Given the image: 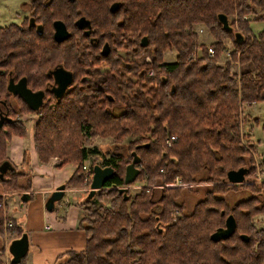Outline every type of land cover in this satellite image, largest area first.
Masks as SVG:
<instances>
[{
  "label": "trees",
  "instance_id": "obj_1",
  "mask_svg": "<svg viewBox=\"0 0 264 264\" xmlns=\"http://www.w3.org/2000/svg\"><path fill=\"white\" fill-rule=\"evenodd\" d=\"M50 1L32 6L41 34L19 26L0 29V105H7L12 120L0 127V166L11 162V139L29 135L19 117L35 115L33 143L40 163L58 159L59 168L77 166L63 190L85 188L83 166L93 157L100 162L89 164L91 174L94 166L115 170L104 188L80 205L85 213L81 227L90 236L86 250L66 252L59 264H264V230L253 224L254 217L264 215V184L229 185L226 179L228 171L248 168L251 176L257 168L242 146L239 117L244 104L264 103V30L251 29V16L257 12V21L264 22V0ZM114 4L118 9L112 11ZM219 15L230 19L232 32L223 30ZM83 17L95 29L98 47L76 33L74 22ZM57 19L72 29L63 44L52 37L51 23ZM202 25L214 39L209 47L194 30ZM144 39L146 48L141 47ZM229 40L234 50L220 65ZM106 43L111 52L103 56ZM209 48L215 51L213 58ZM119 49L128 57L147 51L152 61H121ZM167 52L176 54V63H166ZM99 62L109 65L110 72L102 80L87 79V71ZM237 64L252 65L254 71L239 75L233 70ZM59 65L74 81L56 99L48 90L47 74ZM129 74L136 76L135 90L129 87ZM21 78L27 79L30 91L45 92L51 100L38 111L26 106L12 111L10 100H16L7 86ZM18 101L24 104L22 98ZM170 136L177 140L165 148ZM97 138L112 140L116 150L129 139V148L126 154H104L92 148ZM135 160L140 165L137 181L165 186L180 178L188 188H161L158 198L143 188L135 196L122 193L126 169ZM11 166L15 172L0 180V264H6L4 233H14V239L24 235L4 212L2 194L29 189L19 183L24 174ZM203 183L210 186L206 198L186 214L183 191ZM239 187L253 196L231 207L223 197ZM175 209L181 212L176 221L170 217ZM229 216L237 222L235 234L213 241ZM24 259L20 264H26Z\"/></svg>",
  "mask_w": 264,
  "mask_h": 264
},
{
  "label": "crops",
  "instance_id": "obj_2",
  "mask_svg": "<svg viewBox=\"0 0 264 264\" xmlns=\"http://www.w3.org/2000/svg\"><path fill=\"white\" fill-rule=\"evenodd\" d=\"M27 138L11 139L8 156L17 170L24 174V178L20 179L19 183L29 189L2 194L4 208L7 215L12 217L28 236L29 252L24 262L59 264L63 262L60 258L66 252H83L87 248L86 242L90 236L81 227L85 213L80 204L89 199L90 194L82 189H65L62 191L64 196L53 203L54 209L50 212L47 205L51 202L52 194L62 189L63 185L73 177L77 166L67 164L59 168L61 162L58 159H53L46 165L41 164L33 143L34 137L31 142H25L24 146L23 142ZM25 147L29 156L26 164L23 157ZM55 162L58 164L55 165ZM202 185L207 184H195L191 187L202 188ZM183 202L185 203L184 200Z\"/></svg>",
  "mask_w": 264,
  "mask_h": 264
},
{
  "label": "rangeland",
  "instance_id": "obj_3",
  "mask_svg": "<svg viewBox=\"0 0 264 264\" xmlns=\"http://www.w3.org/2000/svg\"><path fill=\"white\" fill-rule=\"evenodd\" d=\"M24 1L27 0H0V27H5V25L15 21L14 20V15H16L18 12H20V9L18 7H20V4ZM261 12H257L256 15L251 16V21H252V26L251 29H253V31H257L260 32L262 30H264V22H259L257 21L259 17H261L260 14ZM19 16L22 18L23 16L26 17L27 15L24 14L23 12L19 13ZM264 16V14H263ZM255 19V20H254ZM21 19H19L17 21V23L20 21ZM236 30L237 27H235ZM195 32H197L200 36V43H204L207 47H209L211 45V43L214 41V39L212 38V36L210 35V33L208 31H206L202 26H197L196 28H194ZM226 44L228 45V50L223 53L221 55V60H220V65H225L226 62L229 61V53L233 52L234 50V45L233 43L229 41L226 42ZM131 50V49H130ZM125 49H119L118 50V55L120 52V56H121V61H123L124 59L127 60H132V61H136L139 63H151V59H150V54L149 52H143V54L141 56H126L125 53ZM175 53H171V52H167L163 57L164 60L166 61L167 64H173L176 63V59H175ZM123 59V60H122ZM126 60V61H127ZM129 63V62H128ZM110 67L109 65H107L104 62H99L98 66H95L91 69H89L87 71V79L89 80H102L109 72H110ZM233 70H235V72H237V74L241 75L243 74V72H252L254 71V69L252 68V65H248V66H240L239 64L233 66ZM151 72H153L152 70L149 71V75L151 74ZM129 82H131V86L133 90H135V88L133 87L134 83L137 82L136 80V76L134 74H129ZM50 84V82H49ZM71 87V86H70ZM127 94L129 93V90H126ZM48 100V102L51 100V97H47L46 101ZM53 100V99H52ZM10 103L13 104V108L17 109V105H20V102H13V99L10 100ZM242 112L240 113V117H239V121L241 122L240 125V135H241V141H242V146L244 148H247V150L250 152V154L253 156V159L256 163L257 168L259 167V169L256 170L252 173L253 175L249 176L247 175L246 178V183L245 184H250V185H255L256 187H260L261 185L264 184V182L261 183V181L256 180L257 178V171H263L264 172V164H263V160L262 157L264 155V103H259L257 102V104H253V105H243L241 106ZM18 110V109H17ZM21 109H19L20 112ZM118 112V111H117ZM19 119L21 121H23L26 126L29 128V136L28 138L23 142L24 146H25V142H31L34 133L33 127L35 125V122L37 120V117H35V115H25L19 117ZM128 141L129 139H127V141L125 140V142L123 143V147L116 150V143L113 142L110 139H100L97 138L96 140H94L93 142V147L92 148H97L101 153L106 154V152H116V153H120V154H126L125 152H127L126 150H128ZM91 147V146H90ZM25 149L27 150V148L25 147ZM91 162H100V158L98 157H93L91 160L88 161V163H86V165L91 164ZM58 162H55V165H57ZM137 181V180H136ZM134 182L132 184H129V186H127L125 189L128 192H131L132 196L137 195L140 190L146 189L147 192H151V194L154 195L155 198H158L160 196V187L161 185H153V186H149L145 181H143L142 179L138 180L137 182ZM206 184V183H203ZM243 184V185H245ZM202 188H196V187H191V190H185L183 191V200L185 201V203L187 204V210H186V214L190 213L194 210L193 207L196 206V204H198L200 201H202L204 198H206V193L208 192V190H210V186L209 184L207 185H202ZM90 185L89 186H85V188H77V189H82L85 190L86 193L90 192ZM166 185L162 187V189H165ZM168 188V187H166ZM175 188H188L187 186H181V187H175ZM243 189V190H242ZM0 191H2V188L0 186ZM253 194L249 191V189H244V188H238V190L235 191H231L229 192L224 198L225 201H227L228 205L233 207L235 204L241 203V202H245L247 201L250 197H252ZM258 198H261L262 195H257ZM88 200V199H87ZM86 200V201H87ZM85 202V201H84ZM83 203V202H82ZM81 203V204H82ZM80 204V205H81ZM106 205V204H105ZM82 208V207H81ZM193 208V209H192ZM9 210H10V206H9ZM179 211V209H175L174 212ZM6 212V210L4 211ZM246 212V211H244ZM173 213V212H172ZM172 213L171 216L172 217ZM180 215L181 212L179 211ZM173 220V218H172ZM258 229L260 230H264V215H258L256 217H254V223H253ZM12 233V232H11ZM8 233L5 232L4 233V238H3V248L5 249V256L3 257V260L6 264H8L7 260H9L10 254L8 252V246L9 244H11L13 237H15V234L13 235H7Z\"/></svg>",
  "mask_w": 264,
  "mask_h": 264
},
{
  "label": "water",
  "instance_id": "obj_4",
  "mask_svg": "<svg viewBox=\"0 0 264 264\" xmlns=\"http://www.w3.org/2000/svg\"><path fill=\"white\" fill-rule=\"evenodd\" d=\"M112 11H115L118 9V4H114L111 6ZM219 21L221 25L223 26V30L232 32V29L230 28V19L227 18L224 15L218 16ZM80 24V27H84L85 24L88 26L89 23L85 20V17L80 19L78 21ZM83 25V26H82ZM54 28L55 33L53 34V37L55 38V41L58 43H64L65 41L70 39V34L68 33L67 27L65 24L57 20L54 22ZM237 40H240L242 38L241 34L236 35ZM147 39H144L141 47L147 46ZM52 77L55 79V84L57 88L53 90V93L55 94L56 99H60V97H63L66 92L67 88L70 85H73L74 76L66 72L63 68H58L55 72H53ZM28 83L26 78H21L18 83H15L14 81H11L9 86H7V90L14 95H19L22 97L23 101L29 105V107L34 111H38L41 106L43 105V99L45 98V92L39 91H30L28 88ZM0 127L4 125L5 122L12 120L7 117L6 115L0 114ZM263 164H264V157L262 158ZM138 163V160H135L132 164L128 165L126 169V175H124L125 184L129 186V184L134 183L137 180L138 174H140L139 169L137 168L136 164ZM10 163H4L0 166V180L4 179V176L9 173L10 171L13 173L15 172L14 168L11 166ZM138 165V164H137ZM139 166V165H138ZM248 168H240L239 170H231L226 173L227 181L229 185H243L246 183V178L248 174ZM115 174V170L112 168H104L100 166H94L93 168V175H92V183L90 188V194L91 197L95 195V192L100 191L104 188L105 184L112 178V176ZM63 188L54 192L51 197L50 204L47 205L48 210L51 212L53 211V203L58 202L62 199L64 194L62 193ZM122 193L127 194V190L124 188L121 190ZM25 200V198H23ZM236 220L233 216H229L226 220V224H224V227L222 229H219L212 237L211 239L213 241H220V240H227L228 238L232 237L236 232ZM28 243L29 239L27 235H23L20 239L13 240V242L8 246V251L11 256V262L14 264H20L21 260L24 259L28 252Z\"/></svg>",
  "mask_w": 264,
  "mask_h": 264
},
{
  "label": "flooded vegetation",
  "instance_id": "obj_5",
  "mask_svg": "<svg viewBox=\"0 0 264 264\" xmlns=\"http://www.w3.org/2000/svg\"><path fill=\"white\" fill-rule=\"evenodd\" d=\"M52 1H50V0H27V1H24V2H22L21 4H20V7H18L19 9H20V12H23L24 14H26L27 16L26 17H20L19 16V13L20 12H18L16 15H14V20L15 21H13V22H11V23H9V24H7V25H5V27L7 26V27H9V26H19L20 27V29H22V30H33V31H37L38 32V34H41L42 33V29H41V27H40V25H38L37 23H36V19L33 17L34 16V12H33V8H32V6H34L35 4H38V3H42V4H44L45 6H47V5H49L50 3H51ZM19 19H21L18 23H17V21L19 20ZM80 19H82V18H80ZM80 19H78V20H76V22H74L75 23V26L77 27V34H80L81 36H85L86 37V39H88L89 40V45L91 46V47H98V44H100L99 43V40H98V38H97V35H95V29L93 28V26H92V24L87 20V19H85L88 23H89V25L87 26L86 24H85V26L84 27H80V24L78 23V21L80 20ZM57 20H59V19H57ZM57 20H54L51 24H52V26H53V29H54V32L52 33V37H53V34L55 33V28H54V22H56ZM60 22H62L61 20H59ZM64 23V22H63ZM65 24V23H64ZM83 26V25H82ZM5 27H0V29L1 28H5ZM66 27H67V30H68V33L70 34V36L72 35V29H70V28H68V26H67V24H66ZM72 37V36H71ZM71 37H70V39H71ZM53 39H54V41H55V38L53 37ZM69 39V40H70ZM69 40H67V41H69ZM67 41H65V42H67ZM56 42V41H55ZM64 42V43H65ZM57 43V42H56ZM59 43V42H58ZM61 44H63V43H61ZM102 49H101V54L103 55V56H107L108 54H110V52H111V48H109V45H108V43H106V44H104L102 47H101ZM119 55H120V52H119ZM63 68L66 72H69L70 73V71L68 70V69H66V68H64V67H62L61 65H59V66H57V67H55L52 71H50V72H48V74H47V77L49 78V79H51V81H50V84L48 85L49 86V91L53 94V96L55 97V94L53 93V90L55 89V88H57V86H56V84H55V79H54V77H52V74H53V72H55L58 68ZM20 81V80H19ZM19 81H14L15 83H18ZM71 86V85H70ZM70 86L67 88V92L70 90L69 88H70ZM66 92V93H67ZM36 93V92H35ZM45 94V98L43 99V105L41 106V107H43V106H45V104H46V99H47V97H48V94L46 95V93H44ZM13 95V98H15L14 100H16V102L19 100V98H22V97H20L19 95H14V94H12ZM15 96V97H14ZM23 99V98H22ZM19 102V101H18ZM22 102L24 103V104H20V105H18V104H16L17 105V109H11L12 111H19V109H21V107L22 106H26V107H28V108H30L29 107V105L28 104H26L23 100H22ZM31 109V108H30ZM8 112H10V110H9V108L7 107V105L5 104H2V105H0V114H2V115H6L7 117H8ZM0 120H1V118H0ZM263 157H264V155H263ZM262 157V158H263Z\"/></svg>",
  "mask_w": 264,
  "mask_h": 264
},
{
  "label": "built area",
  "instance_id": "obj_6",
  "mask_svg": "<svg viewBox=\"0 0 264 264\" xmlns=\"http://www.w3.org/2000/svg\"><path fill=\"white\" fill-rule=\"evenodd\" d=\"M209 57H211V58H213V56H214V54H215V51H214V49H212V48H209ZM151 75H153V73L151 72V74H150V76ZM176 137H173V136H170V137H168L167 138V140L165 141V144H166V147L165 148H170V147H172V145L176 142ZM84 168H83V170L85 171V172H87V175L84 177V180H85V186L87 187V186H91V183H92V175L93 174H91L90 172H89V169H90V167L89 166H87V165H85V166H83ZM259 169V167L257 168V170ZM257 178H256V180H258V181H261V183L262 182H264V172L262 171H257ZM181 186H186L184 183H183V180H181L180 178H177L176 179V182H175V184H173V185H166V187H181ZM163 186H161V187H158V188H162ZM165 187V188H166ZM180 217V213H179V211H177V212H173L172 213V218H173V220L174 221H176L178 218ZM6 227L7 228H10V226H9V224H6ZM14 233H10V234H7V235H13ZM9 252V251H8ZM7 262H8V264H10V260H7Z\"/></svg>",
  "mask_w": 264,
  "mask_h": 264
},
{
  "label": "bare ground",
  "instance_id": "obj_7",
  "mask_svg": "<svg viewBox=\"0 0 264 264\" xmlns=\"http://www.w3.org/2000/svg\"><path fill=\"white\" fill-rule=\"evenodd\" d=\"M166 147V146H165ZM90 194V193H89Z\"/></svg>",
  "mask_w": 264,
  "mask_h": 264
}]
</instances>
